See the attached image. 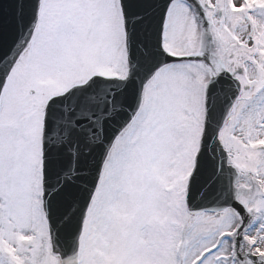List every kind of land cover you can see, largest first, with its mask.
<instances>
[{
    "label": "snow or ice",
    "instance_id": "6c2138e0",
    "mask_svg": "<svg viewBox=\"0 0 264 264\" xmlns=\"http://www.w3.org/2000/svg\"><path fill=\"white\" fill-rule=\"evenodd\" d=\"M0 264H264V0H0Z\"/></svg>",
    "mask_w": 264,
    "mask_h": 264
}]
</instances>
